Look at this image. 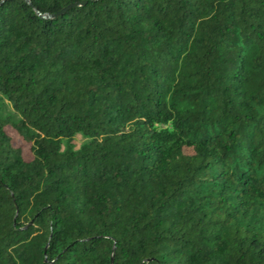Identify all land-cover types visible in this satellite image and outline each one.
Returning a JSON list of instances; mask_svg holds the SVG:
<instances>
[{
    "label": "trees",
    "instance_id": "16d2710c",
    "mask_svg": "<svg viewBox=\"0 0 264 264\" xmlns=\"http://www.w3.org/2000/svg\"><path fill=\"white\" fill-rule=\"evenodd\" d=\"M0 264H264V0H0Z\"/></svg>",
    "mask_w": 264,
    "mask_h": 264
},
{
    "label": "rangeland",
    "instance_id": "374dc122",
    "mask_svg": "<svg viewBox=\"0 0 264 264\" xmlns=\"http://www.w3.org/2000/svg\"><path fill=\"white\" fill-rule=\"evenodd\" d=\"M8 134L10 135V137L13 138V145L15 147H20L22 149V154L25 160H31L33 155L30 149V146L25 144L22 140H20L13 132H11L10 130H8ZM79 140V138H78ZM186 151H189L188 149Z\"/></svg>",
    "mask_w": 264,
    "mask_h": 264
}]
</instances>
